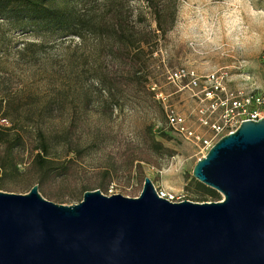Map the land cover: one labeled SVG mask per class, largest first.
<instances>
[{"label": "rangeland", "instance_id": "374dc122", "mask_svg": "<svg viewBox=\"0 0 264 264\" xmlns=\"http://www.w3.org/2000/svg\"><path fill=\"white\" fill-rule=\"evenodd\" d=\"M158 2L174 14L159 50L153 59L139 53L134 66L144 62L145 74L132 85L116 80L110 91L87 69L67 83L48 77L62 52L74 57L83 51L75 37L0 17V109L23 120L28 135L24 147H14L17 170L0 175V190L22 193L35 183L46 199L69 204L93 188L135 196L147 176L170 200H215L191 175L205 151L173 131L165 113H180L191 129L211 137L207 123L230 97L264 98V0ZM220 70L221 87H214L210 73ZM0 124L9 121L0 117ZM39 132L52 159L45 166L32 159Z\"/></svg>", "mask_w": 264, "mask_h": 264}, {"label": "water", "instance_id": "95a60500", "mask_svg": "<svg viewBox=\"0 0 264 264\" xmlns=\"http://www.w3.org/2000/svg\"><path fill=\"white\" fill-rule=\"evenodd\" d=\"M191 175L220 198L173 201L147 176L135 196L93 188L69 204L35 183L0 190V264H264V116L220 135Z\"/></svg>", "mask_w": 264, "mask_h": 264}, {"label": "trees", "instance_id": "16d2710c", "mask_svg": "<svg viewBox=\"0 0 264 264\" xmlns=\"http://www.w3.org/2000/svg\"><path fill=\"white\" fill-rule=\"evenodd\" d=\"M172 11L158 0H143V5L136 7L128 0H0V17L16 25L47 29L54 36L70 35L77 39L83 51L74 57L67 51L62 52L59 67L48 77L53 76L58 83H67L72 73L78 76L87 69L92 80L107 91L115 86L116 80L122 79L132 85L145 74L144 62H140L142 68L136 67L134 64L138 61L135 59H140L139 53L153 59L152 53L160 47V37H164L172 25ZM138 21L146 24L138 26ZM23 52L18 51L19 54ZM83 65L88 67L83 68ZM143 76L148 81L147 74ZM0 117L9 121V125L0 124V175L5 176L17 170L20 158L14 147H24L28 135L22 132L23 120L19 123L18 117L3 109H0ZM35 139L37 143L32 149L36 151L32 159L41 166L51 164L41 132ZM198 186L213 199L219 198L214 189L199 181Z\"/></svg>", "mask_w": 264, "mask_h": 264}, {"label": "built area", "instance_id": "2783aa9c", "mask_svg": "<svg viewBox=\"0 0 264 264\" xmlns=\"http://www.w3.org/2000/svg\"><path fill=\"white\" fill-rule=\"evenodd\" d=\"M223 76L224 71L221 70L217 74L210 73V77L217 80L214 87H221L220 79ZM249 101L254 103V105L249 106ZM261 116H264V98L262 96L255 95L253 98L251 97V99L246 96H241L240 98L232 96L228 104L225 105L223 112L216 119L207 123L212 134L211 137L203 136L194 129H191L186 124L184 117L171 109L165 113V123L173 131L199 144L201 149L206 151L220 135L233 130L241 119H255ZM157 193L161 196L164 195L161 190H157Z\"/></svg>", "mask_w": 264, "mask_h": 264}]
</instances>
